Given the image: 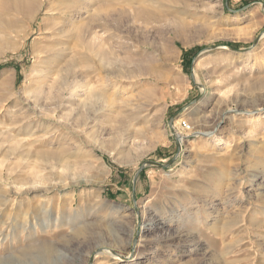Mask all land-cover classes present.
<instances>
[{
    "label": "rangeland",
    "instance_id": "obj_1",
    "mask_svg": "<svg viewBox=\"0 0 264 264\" xmlns=\"http://www.w3.org/2000/svg\"><path fill=\"white\" fill-rule=\"evenodd\" d=\"M41 1L0 23V259L264 264V0Z\"/></svg>",
    "mask_w": 264,
    "mask_h": 264
},
{
    "label": "bare ground",
    "instance_id": "obj_2",
    "mask_svg": "<svg viewBox=\"0 0 264 264\" xmlns=\"http://www.w3.org/2000/svg\"><path fill=\"white\" fill-rule=\"evenodd\" d=\"M6 1V0H5ZM7 2H1L0 1V23L1 24H3L2 26H4V27H6V28H11V27H13L14 26V24H16L18 21H19V17L18 16H20L21 15V18H20V21L22 20V21H24V22H28V21H33V20H35L36 19V17L40 14V13H42V11H44L45 10V8H47L46 10H49V11H56V8H54V7H49V6H47L46 7V4L43 2V1H41L40 3H39V0H14V3H13V5H14V7H13V5H8V3L6 4ZM53 6V5H52ZM55 6V5H54ZM57 7V6H56ZM12 8V9H11ZM13 10L15 13L13 14L12 13V15H11V13H10V10ZM57 12V11H56ZM52 13V12H51ZM66 14V13H65ZM139 15H140V13H139ZM9 16H11V18H9L8 19V17ZM55 18V17H54ZM1 28H3V27H1ZM63 28V27H62ZM0 31H1V29H0ZM95 32V31H94ZM93 34V33H92ZM95 34V33H94ZM78 35V34H77ZM95 35H97V34H95ZM78 36H80V34L78 35ZM100 36V35H99ZM100 39V38H99ZM62 41V40H61ZM74 42V41H73ZM92 42H93V36H92ZM63 43V42H62ZM61 44V43H60ZM64 44V43H63ZM74 44H75V42H74ZM65 45V44H64ZM63 45V46H64ZM71 46V45H70ZM86 46V45H85ZM74 49V52L77 54V53H80V50L79 49H83V46L82 45H80V44H78V43H76L75 44V47L73 48ZM84 50V49H83ZM92 51H94V53L96 54V55H98L99 56V58H100V60L101 61H104V59L106 60V57H105V53H103V50H94V49H92ZM102 51V52H101ZM59 52V51H58ZM57 54V53H56ZM96 57V56H95ZM60 64V63H59ZM80 66V65H79ZM70 72L73 74V73H75V69H70ZM67 73V72H66ZM77 73V72H76ZM60 75V74H59ZM68 75V74H67ZM78 76V75H77ZM60 77H61V75H60ZM65 77V76H64ZM69 79V78H68ZM54 80H56V78L54 79ZM61 81V80H60ZM63 81V80H62ZM76 81H77V79H76ZM46 82V81H45ZM70 82V81H69ZM74 83V82H73ZM51 84V83H50ZM70 84V83H69ZM74 84H76V83H74ZM36 87H38V85L36 86ZM87 87V86H86ZM38 90V89H37ZM35 91V90H34ZM43 91H44V88H43ZM49 94H46V95H42V94H40V95H38L37 96V102H34L33 100V102H34V106L36 107V109H37V112H39V115L38 116H43V113H44V111H43V109H44V106L46 107V105L49 103H52V98L50 97V96H48ZM94 96H95V98L97 99V100H99L100 99V95L99 94H97V92H95L94 93ZM33 98V97H32ZM88 98V97H87ZM84 102H88V100L86 99V100H84ZM75 105V104H74ZM52 107V106H51ZM53 108V107H52ZM46 109V108H45ZM182 131H188V130H186V129H184V128H182ZM189 132H191V131H189ZM210 133H212V132H210ZM176 134H178L177 136H178V138H179V140L181 141L182 140V137H180V134L177 132ZM44 137V136H43ZM41 140V139H40ZM261 173V175H262V177L264 176V171H261L260 172ZM255 176H256V174H255ZM232 178V177H231ZM232 180H230L229 182H231ZM229 182H227V190H225V194H226V196L229 198L230 196H232L234 193H235V190H231V183H229ZM261 185V184H260ZM260 188V190H261V193H260V195H262L261 196V199H259L260 201H262V202H264V186H261V187H259ZM209 197V196H208ZM232 199V200H231ZM230 199V201H233V198H231ZM206 200V199H205ZM262 210V214H264V207H260L259 208V210ZM215 212V211H214ZM257 215H258V213H257ZM206 221V220H205ZM255 221V219L251 216V218H250V222H254ZM199 225V224H198ZM226 225V224H225ZM225 225H224V227H221V229H215V226H214V224L212 225V227L215 229V231L216 232H219L218 234H217V236L218 237H222L223 238V236H225V234H226V232L227 231H229L230 230V228H226V227H228V226H226L225 227ZM36 231V230H35ZM2 233H0V235H1ZM3 236V235H2ZM6 236V235H5ZM107 253H111V252H109V250H105ZM105 251H103V252H105ZM64 252V251H63ZM102 252V251H101ZM100 252V253H101ZM67 253H61V256H60V260H63V261H65V260H69V258H68V256L66 255ZM45 255H47V257H49V258H51L52 257V252L51 251H48L47 253H45ZM72 257V256H71ZM34 258V257H33ZM74 258V257H73ZM18 261V260H17ZM20 261V260H19ZM11 261H9V263H10ZM62 262V261H61ZM8 263V264H9ZM21 263H22V261H21ZM0 264H6V261H4V260H1L0 259ZM65 264V263H64ZM68 264V263H67ZM70 264V263H69Z\"/></svg>",
    "mask_w": 264,
    "mask_h": 264
},
{
    "label": "built area",
    "instance_id": "obj_3",
    "mask_svg": "<svg viewBox=\"0 0 264 264\" xmlns=\"http://www.w3.org/2000/svg\"><path fill=\"white\" fill-rule=\"evenodd\" d=\"M180 126H181V128H184V129H186L188 131H192L193 130L192 126L189 123L185 122V121H183Z\"/></svg>",
    "mask_w": 264,
    "mask_h": 264
},
{
    "label": "water",
    "instance_id": "obj_4",
    "mask_svg": "<svg viewBox=\"0 0 264 264\" xmlns=\"http://www.w3.org/2000/svg\"><path fill=\"white\" fill-rule=\"evenodd\" d=\"M149 163H151V164H155V165H160V166H163V167H165V166H167V164H160V163H156V162H152V161H149ZM170 163V162H169ZM168 163V164H169ZM141 169V168H140Z\"/></svg>",
    "mask_w": 264,
    "mask_h": 264
}]
</instances>
